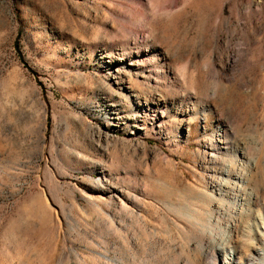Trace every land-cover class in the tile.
<instances>
[{"label": "rangeland", "instance_id": "obj_1", "mask_svg": "<svg viewBox=\"0 0 264 264\" xmlns=\"http://www.w3.org/2000/svg\"><path fill=\"white\" fill-rule=\"evenodd\" d=\"M0 264H264V0H0Z\"/></svg>", "mask_w": 264, "mask_h": 264}, {"label": "bare ground", "instance_id": "obj_2", "mask_svg": "<svg viewBox=\"0 0 264 264\" xmlns=\"http://www.w3.org/2000/svg\"><path fill=\"white\" fill-rule=\"evenodd\" d=\"M233 230V229H232ZM231 232H233V231H231ZM231 232L229 233V234H226V241H229V240H231L230 238H232V235H231ZM234 241V240H233ZM231 256V255H230ZM228 257V260L226 261V263L228 262V263H230L231 261H232V257Z\"/></svg>", "mask_w": 264, "mask_h": 264}]
</instances>
